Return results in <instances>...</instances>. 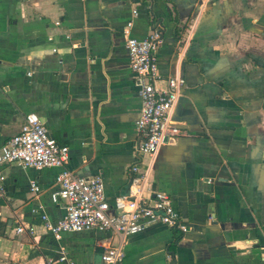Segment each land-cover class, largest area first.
Segmentation results:
<instances>
[{
	"label": "crops",
	"instance_id": "obj_1",
	"mask_svg": "<svg viewBox=\"0 0 264 264\" xmlns=\"http://www.w3.org/2000/svg\"><path fill=\"white\" fill-rule=\"evenodd\" d=\"M127 29L139 40L160 32V89L186 81L170 113L180 138L152 158L137 156ZM29 113L69 148V170L103 177L111 205L135 164L147 206L157 192L172 197L188 232L150 225L128 238L123 264H264V0H0V147ZM0 172V264H47L61 251L103 264L105 244H119L99 230L47 232L42 216L64 215L51 200L59 169ZM22 224L34 233L18 234Z\"/></svg>",
	"mask_w": 264,
	"mask_h": 264
},
{
	"label": "built area",
	"instance_id": "obj_2",
	"mask_svg": "<svg viewBox=\"0 0 264 264\" xmlns=\"http://www.w3.org/2000/svg\"><path fill=\"white\" fill-rule=\"evenodd\" d=\"M56 25L60 23L56 22ZM125 33L128 35L126 46L131 73L142 101L137 121V131L141 135L137 156L152 158L161 147L175 145L180 138L181 131L172 122L170 113L186 81L182 77H171L165 89L158 87L162 79L158 58L162 41L160 32L155 31L143 40L130 37L129 29ZM69 159V148L57 143L36 113L27 114L20 133L0 147V167L17 164L38 172L50 168L60 170L51 200L54 204L64 201V215L55 222L42 216L47 232L54 239L61 240L64 233L109 232L119 238V244L111 245L110 241L105 244L102 262L123 264L128 238L144 232L150 225L163 224L184 234L188 232L187 224L181 220L167 193L157 192L152 205L145 204L146 173L138 164L130 168L128 191L111 205L106 198L103 177L77 175L66 167ZM5 180L0 172V201L6 196ZM30 189L33 193L40 192L35 181L31 182ZM25 232L34 233V229L23 224L17 228L18 234ZM47 264L76 262L61 251L56 260L51 259Z\"/></svg>",
	"mask_w": 264,
	"mask_h": 264
},
{
	"label": "water",
	"instance_id": "obj_3",
	"mask_svg": "<svg viewBox=\"0 0 264 264\" xmlns=\"http://www.w3.org/2000/svg\"><path fill=\"white\" fill-rule=\"evenodd\" d=\"M184 138H186V137L181 138L179 141H182Z\"/></svg>",
	"mask_w": 264,
	"mask_h": 264
}]
</instances>
